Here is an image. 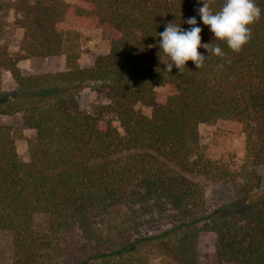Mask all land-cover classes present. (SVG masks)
<instances>
[{
  "label": "trees",
  "instance_id": "1",
  "mask_svg": "<svg viewBox=\"0 0 264 264\" xmlns=\"http://www.w3.org/2000/svg\"><path fill=\"white\" fill-rule=\"evenodd\" d=\"M255 2L260 19L237 53L212 41L197 0L25 1L26 52H0V117L20 114L35 137L24 161L11 125L0 122V229L12 234L10 264H148L149 255L195 264L200 222L216 235L219 261L264 264V186L252 171L264 163V0ZM193 16L201 43L219 44L225 55L169 72L158 34L169 22L189 28L183 21ZM70 21L100 28L108 52L88 67L22 73L20 60L61 53ZM150 50L156 65L146 72L140 62ZM4 72L11 90L2 87ZM87 88L105 100L95 115L77 103ZM203 122L244 133L237 168L204 155ZM195 172L231 184L234 199L207 211L202 188L188 176ZM40 215L42 231L33 227ZM150 225L166 227L140 233Z\"/></svg>",
  "mask_w": 264,
  "mask_h": 264
},
{
  "label": "rangeland",
  "instance_id": "2",
  "mask_svg": "<svg viewBox=\"0 0 264 264\" xmlns=\"http://www.w3.org/2000/svg\"><path fill=\"white\" fill-rule=\"evenodd\" d=\"M26 0H0V52H26V44L23 41V28L25 19L23 8ZM109 49V36L100 28H87L75 25L73 21L68 23L62 41L60 54L43 58H26L20 60L17 65L22 73L55 72L74 69L76 67L91 66L95 58L105 54ZM156 65L154 51L143 54L140 66L150 72ZM4 90L14 88V82L9 72L2 74ZM77 103L82 111L97 114L98 109L105 103L104 97L95 91L84 89L77 96ZM144 114H150V108L137 104ZM104 118L112 117L103 114ZM1 123H8L13 129V137L17 153L20 159L28 161L35 148L34 132L23 126L20 114L0 117ZM116 125L115 122H113ZM199 141L204 155L212 160L228 163L232 168H237L245 156V135L228 129L223 124L203 122L197 127ZM254 174L264 186V163H257L252 167ZM189 178L198 184L204 194V205L207 211L214 207L227 203L234 199V189L229 183L213 182L201 174L189 173ZM203 222L197 224L200 229L196 243L195 264H237L232 261H219L216 256V235L203 228ZM33 227L36 230H44L47 227L46 217L37 216ZM166 225L144 226L140 233L153 234L164 229ZM134 235V234H133ZM12 234L8 230L0 229V264H10L12 259ZM148 264H161L159 257L149 255Z\"/></svg>",
  "mask_w": 264,
  "mask_h": 264
},
{
  "label": "clouds",
  "instance_id": "3",
  "mask_svg": "<svg viewBox=\"0 0 264 264\" xmlns=\"http://www.w3.org/2000/svg\"><path fill=\"white\" fill-rule=\"evenodd\" d=\"M201 5L198 15L203 25L213 34V40L224 43L233 52L241 51L251 38V28L261 16V9L255 0H223L219 10L213 11L211 0H197ZM190 27L182 29L181 24L169 22L160 32L158 47L171 61L165 65L169 72L173 67L180 70L186 67L187 61H192L197 69L204 66L209 55L223 57L225 55L219 44L209 47L210 43H201L202 28L195 16L183 21ZM198 48L206 51L198 52Z\"/></svg>",
  "mask_w": 264,
  "mask_h": 264
}]
</instances>
